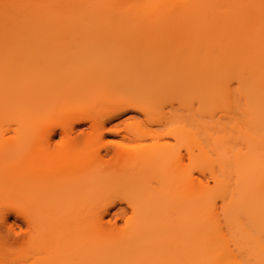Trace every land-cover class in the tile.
<instances>
[{
	"label": "bare ground",
	"instance_id": "1",
	"mask_svg": "<svg viewBox=\"0 0 264 264\" xmlns=\"http://www.w3.org/2000/svg\"><path fill=\"white\" fill-rule=\"evenodd\" d=\"M125 1L0 0V100L5 102L0 109V144L11 147L0 163V186L27 195L39 220L62 195L79 196L87 188L106 193L124 181H130L134 191L145 181L148 194L153 180L171 176L169 169L157 165L174 155L158 147L137 152L132 169L107 171L102 165L105 157L113 153L120 160L122 150L107 147L92 155L78 151L76 130L89 121L82 118L75 121L77 126L64 127L66 148L57 153L39 149L44 126L34 121L10 126L15 136L8 137L1 124L20 99L54 101L64 95L74 118L90 104L124 96L143 98L177 85L189 88L192 102H204L210 92L233 100L237 90L249 106L246 121L235 123L243 128L244 149L235 154V166L222 165V175L213 172L223 192L221 212L202 194L203 183L197 178L192 188L200 189L199 211L192 231H185L188 235L182 239L192 242L189 253L197 264H264V0H154L135 5ZM104 39L112 44H102ZM154 43L166 44L167 51L158 52ZM25 77L37 78L42 85L24 88ZM67 84L63 93L58 90ZM6 102L13 105L8 108ZM89 123L106 132L103 135L130 140L119 125L108 131L106 123ZM176 123L189 126L186 121ZM55 135L57 130L51 128L47 143ZM197 142L198 162L203 164L207 152ZM50 181L58 185L52 196L44 191ZM153 204L163 211L158 201L145 206ZM2 219L8 224L10 215ZM34 228L38 249L52 235L46 231L42 242L36 224ZM178 239L180 233L172 224L144 228L129 252L134 260H151ZM94 245L99 246L91 236L89 249ZM4 247L0 239V262Z\"/></svg>",
	"mask_w": 264,
	"mask_h": 264
},
{
	"label": "rangeland",
	"instance_id": "2",
	"mask_svg": "<svg viewBox=\"0 0 264 264\" xmlns=\"http://www.w3.org/2000/svg\"><path fill=\"white\" fill-rule=\"evenodd\" d=\"M153 1L126 0L125 3L135 5ZM109 41L111 39H104L101 43L112 44ZM152 45L158 52L168 49L166 44ZM44 62H49V59L45 58ZM25 85L24 88H28L42 84L37 78L25 77ZM68 86L56 88L63 93ZM188 90L185 85H177L143 98L124 96L103 104H90L84 106L74 118L69 115L68 98L64 95L54 101L48 97L20 99V103L9 110L10 115L4 116L2 129L8 130L7 136L10 137L15 136L13 132L10 133V126L17 128L21 123L30 121L40 123L44 128L38 130L39 136H43L39 149L51 153L62 151L66 148L64 127L70 124L77 126L75 121L82 118L93 120L99 125L106 123L108 131L119 125L123 134L130 138L103 135L106 132L94 129L89 121L77 128L76 148L82 153L92 155L107 147L122 150L120 160L113 153L105 157L102 165L107 171L136 167L135 155L139 151L152 152L158 147L163 148L167 155L174 156H167L157 165L169 169L171 176L168 180H153V187L148 194L146 186L149 184L145 181L135 185V191L130 181H124L106 193L99 190L92 193L87 188L79 196L65 194L58 197L55 204L41 212L39 220L35 213L37 207L35 209L27 195L12 186H0V239L5 242V256L0 264H197V260L193 259L195 255L191 251L189 253L192 242L182 239L188 235H184L185 231H192L194 218L196 222L199 211L196 205L200 189L192 188V183L200 178L203 183L202 194L215 202L214 210L221 212L223 192L214 181L213 172L222 175V165L235 166V154L244 149L243 128L239 129L235 123L236 120L246 121L249 106L237 90L233 100L224 99L223 96L215 98V94L210 92L204 102L190 101ZM4 103L0 100L1 110ZM12 105V102H6L8 108ZM177 121H186L189 126ZM135 123L137 125L130 127V124ZM51 128L57 130V135L51 143H47ZM197 139L207 152L203 164L198 162ZM18 147L23 148V145ZM10 148L0 144V163L9 155ZM152 169L156 172L157 168ZM57 186V181H50L44 191L52 196ZM144 194L147 197L145 199L141 198ZM151 201H158L161 208L164 207L163 211L159 206L154 207L156 204L146 207L147 202ZM4 215H10L8 224L3 222ZM184 221L188 224L187 228L185 223L186 229ZM35 224L36 231L42 234V242L46 231L52 235L49 243L44 241L38 249H34ZM171 224L173 231L180 233L181 240L178 239L176 245L165 247L151 260L132 259L130 252L136 234L144 228ZM91 236L97 238L99 246L94 245L89 249ZM106 249L107 254H104Z\"/></svg>",
	"mask_w": 264,
	"mask_h": 264
}]
</instances>
